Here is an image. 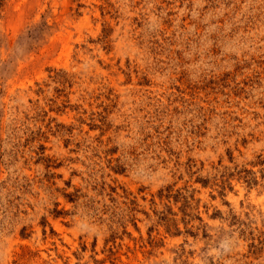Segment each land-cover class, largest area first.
<instances>
[{"label":"rangeland","instance_id":"1","mask_svg":"<svg viewBox=\"0 0 264 264\" xmlns=\"http://www.w3.org/2000/svg\"><path fill=\"white\" fill-rule=\"evenodd\" d=\"M0 264H264V0H0Z\"/></svg>","mask_w":264,"mask_h":264}]
</instances>
